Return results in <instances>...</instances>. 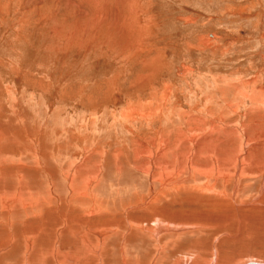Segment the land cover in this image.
<instances>
[{
	"label": "rangeland",
	"instance_id": "374dc122",
	"mask_svg": "<svg viewBox=\"0 0 264 264\" xmlns=\"http://www.w3.org/2000/svg\"><path fill=\"white\" fill-rule=\"evenodd\" d=\"M260 89L264 90V0H0V123L6 133L14 127L23 131H19L20 136L27 128L37 141L43 139L46 147L39 151V158L46 175L38 169L30 175L39 181L45 176L54 181L51 183L58 188L54 189L57 197H63L66 188L56 168H65L74 153L78 152L75 157L79 160L86 144L96 149L95 161L105 164L103 175L96 176L92 187L95 200H101L104 207L118 208L146 190V179L133 169L127 170L123 163L130 154L125 151L131 147L130 138L136 134L137 138L153 137L160 126L175 134V126H185L179 112L199 115L207 126L213 118H220L230 128L236 121L244 127V134L252 135L251 123L257 117L253 115L254 106L262 108L254 96L256 91L264 92ZM147 104L155 108L162 105L163 113V118L156 119L160 113L150 117L154 122L149 128L120 117L121 109L129 105L135 108ZM211 112L218 116H211ZM260 124L255 130L264 127ZM12 131L5 140L13 137ZM255 133L262 137L264 129ZM26 136L18 140L24 142ZM252 143L244 149L246 154ZM19 147V143L12 147L16 153L13 159L23 156V164L32 166V149L20 151ZM117 149H121L119 157ZM59 151L61 154L50 156ZM114 163L121 164V174L115 172ZM242 180L237 198L247 204L255 184L247 181L252 184L250 190ZM171 194L172 190L168 196L162 194L158 215L165 222L173 220L181 225L176 226L175 233L163 231V253L155 251L151 237L142 240L146 231L134 234L129 228L124 231L120 224L118 229L105 232L107 257L103 264H116L120 245L126 252L125 259L132 263L144 260L148 264L150 261L145 260L155 253L153 264H162L159 262L164 256L163 264H171L176 258L197 255L211 245L217 248L222 264L264 262L263 214L229 212V217L221 218L223 221L216 218L212 220L215 222H205L195 205L190 206V212L188 207L169 208ZM57 197H52V205H57ZM138 213L133 217L142 215ZM206 214L203 216L208 220ZM234 217H241L240 231L234 232ZM102 219L95 217V228L105 226ZM168 238L178 243L172 247ZM19 255L17 250L13 257L19 259ZM90 260L86 264H92ZM8 262L15 263L13 258Z\"/></svg>",
	"mask_w": 264,
	"mask_h": 264
},
{
	"label": "bare ground",
	"instance_id": "6f19581e",
	"mask_svg": "<svg viewBox=\"0 0 264 264\" xmlns=\"http://www.w3.org/2000/svg\"><path fill=\"white\" fill-rule=\"evenodd\" d=\"M263 94L264 92L256 91L254 95L255 99L260 101L257 100V102L261 103L262 108L259 105L256 106L257 104L254 106L256 113L253 115L257 116L258 121L256 118L253 121L250 119L252 121V135L244 134L241 130L244 127L240 128L242 125L239 126L236 121L230 125L232 126L230 128L220 118H213L209 120V126H207V122L200 118L199 115L179 112L178 117L185 126L184 128L179 125L175 126L173 132H176L175 134L163 130L160 126L153 137L142 136L137 138L138 135L136 134L134 139L133 137L130 138L131 147H128L125 151H128L132 157L130 156L131 159H128L130 154H127L123 163L125 162L124 165L128 166L127 170L133 169L146 179V190L144 194L136 195L127 202L124 201L125 203L123 202L118 208L113 206L104 207L101 204V200L100 202L95 200V192L92 187L95 185L96 176L102 174L101 172L105 165L98 159L95 161V148L91 149L92 146L84 144L85 150L79 160L75 157L78 152L74 153L73 160L70 163L68 162L69 164L65 168H63L64 166L62 170H57L58 168H56V174H60L59 176H61L66 188L65 195L57 197L54 194V183H51L54 181H50L46 176L43 181H39L37 177L30 175L36 169L39 170L41 175L43 171H46V168L43 167V162L39 158V151L46 147L43 139L39 138L37 141L38 138L33 136L27 128L20 136L18 133L21 130L18 128L15 130L14 127L7 129L6 133L3 123H0V252L4 251V249L6 250L4 255L2 254V258L0 257V264H10L8 260L11 262L12 258L15 262L13 264H86L85 261L88 259L92 260V264H103L102 260L107 257L105 232H109L111 229H118L120 224H123L121 227L124 231H128L129 228L130 231L135 232L134 234L137 231H140V233H142L141 231H146L145 234L142 233V240L144 241L145 237L150 240L151 237L152 244L156 248L155 251H162V246L165 244L160 242L162 240L160 237L168 230L171 233L177 232L176 226L181 225L178 222H173L172 218V221L165 222L164 217L162 218L161 215H158L159 201L162 200V194L167 195L171 190L170 198L172 201L168 205L172 206L169 208L188 207L187 210H193L190 206L195 205L200 208L198 210L201 211V218L204 217L205 222H215L218 219L222 220L221 218L226 219L230 215L229 212L231 214L234 212V215L235 212L236 215L238 214L237 212H245V215L249 216L257 212L264 215V205H259V208L256 206L257 204H264V136L259 137L255 133V131L264 129V127H261L255 130L259 122L264 125ZM159 105L156 108L151 104L146 106L136 105L135 108L129 105L124 110L121 109L120 117L122 119L127 118L134 123L138 121L140 125L149 128L150 124L154 122L150 121V117L155 116V113H160V116H155L156 119L163 118L162 105ZM235 109L237 107L231 111H235ZM203 111L206 115L209 113L206 108ZM210 115L214 116L215 112H211ZM227 117L229 118V116ZM11 130H14L12 131L13 137L5 140V135L11 134ZM128 131L134 134L133 130L128 129ZM25 133L28 134L26 136L28 139L24 140V142L19 141L18 138ZM202 134L203 136H201ZM251 141L253 142L252 146L246 150V154L244 149L247 148ZM18 143L20 144V151H30L32 149L30 153L34 158L32 161L29 160L32 166L27 163V165L23 164V156L19 155L18 160L13 159L16 153L13 152L12 147H15ZM6 147L10 148L6 150ZM120 151L121 149H117V156ZM20 154L22 155L23 152H20ZM57 154H61V152L52 153V155L50 153V156L55 157ZM113 157L115 156L113 155ZM120 165L115 164L114 169L119 174H121L122 170ZM57 166L59 167V165ZM119 170L120 172H118ZM196 172L199 173L197 176L195 175L197 174ZM188 178L189 180L187 181ZM213 178L218 179V182H215ZM242 179L246 180L242 185L250 190L252 184H255L254 191L250 195L247 204L237 198L238 188L241 187L239 185L240 181H243ZM250 180L252 184H250L251 182L247 183ZM163 187H168L171 190L163 191L161 190ZM158 193L159 198H157ZM52 197H57V205H52L55 203ZM232 199L235 201V206L232 204L234 203ZM136 211L142 215L133 217L132 214ZM225 211H228V214L223 213ZM206 213H209L210 216H208V220H206L208 215ZM204 214L206 216H203ZM99 216H101V219L104 218L102 219V225H105L103 228H95V217ZM213 219L216 220L212 221ZM260 219L263 221L262 224H264V216L260 217ZM235 220L233 222L235 231H232H240L243 225V222L240 221L241 217ZM156 224L159 227L155 226ZM207 225L209 224H202V226L197 224L200 227ZM222 227L225 228L224 225ZM122 236L123 234H121V238ZM139 242L140 244L143 243ZM168 243L174 247V243L177 244L178 242L175 239H169ZM119 247L118 257L116 260L114 259V263L144 264V260H136L132 263V260L125 259L126 252L124 253L125 250L123 251L122 245ZM17 250H20L19 259L13 257ZM189 251L194 252L195 249L190 248ZM154 254H150L145 260L150 261L148 264L155 262ZM242 257H244V254ZM241 259L243 260V258ZM164 260L159 263H164ZM106 261L105 263H108ZM240 262L242 261L240 260L239 264ZM222 263L223 260L220 259L215 245H211L207 250L200 251L197 255H184L181 259L176 258L171 262V264Z\"/></svg>",
	"mask_w": 264,
	"mask_h": 264
},
{
	"label": "water",
	"instance_id": "95a60500",
	"mask_svg": "<svg viewBox=\"0 0 264 264\" xmlns=\"http://www.w3.org/2000/svg\"><path fill=\"white\" fill-rule=\"evenodd\" d=\"M243 264H264V262H257V261H247Z\"/></svg>",
	"mask_w": 264,
	"mask_h": 264
}]
</instances>
